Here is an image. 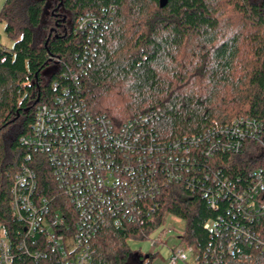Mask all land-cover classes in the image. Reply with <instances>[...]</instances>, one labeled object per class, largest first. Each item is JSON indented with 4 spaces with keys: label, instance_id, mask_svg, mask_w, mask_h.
I'll return each mask as SVG.
<instances>
[{
    "label": "trees",
    "instance_id": "1",
    "mask_svg": "<svg viewBox=\"0 0 264 264\" xmlns=\"http://www.w3.org/2000/svg\"><path fill=\"white\" fill-rule=\"evenodd\" d=\"M1 1L0 20L14 43L5 49L0 43V232L12 241L13 264H56L50 255L37 262L24 252L20 241L33 252V237L25 238L11 208L23 164L36 170L41 193L56 194L46 157L21 141L31 133L39 103L67 89L117 124L160 110L155 127L166 139L239 117L264 123V0H167L163 7L161 0H61L66 18L56 8L54 24L44 21L48 0ZM231 12L236 24L226 15ZM86 14L97 17L92 34L76 30ZM245 44L247 58L241 57ZM218 159L222 170L245 182L250 170L264 166V154L222 153ZM229 199L212 209L200 194L167 189L158 207L136 222L115 227L110 221L99 229L91 264H154V253H135L129 240L148 239L167 212L185 221L182 244L196 246L199 264H264V249L241 237L234 238L235 255L226 252L241 226L264 239V219L247 220L229 208ZM210 220L218 233L205 227Z\"/></svg>",
    "mask_w": 264,
    "mask_h": 264
},
{
    "label": "built area",
    "instance_id": "2",
    "mask_svg": "<svg viewBox=\"0 0 264 264\" xmlns=\"http://www.w3.org/2000/svg\"><path fill=\"white\" fill-rule=\"evenodd\" d=\"M97 26L94 14L76 21L78 32L92 34ZM160 116V110H152L117 124L67 89L36 106L31 133L21 141L46 157L56 194L41 193L36 170L26 164L15 174L11 208L25 226V238L33 237V252L20 241L25 253L37 262L50 255L56 264H91V241L99 229L110 221L115 227L136 222L143 212L157 208V199L171 188L181 196L202 195L212 209L229 197V208L247 220L264 219V166L250 170L245 182L218 164V155L247 153L252 144L260 148L258 155L264 154L261 120L239 117L198 134L166 139L155 127ZM170 217L184 226L174 228L167 222ZM205 227L218 233L211 220ZM185 229L184 220L167 212L153 231L157 234H149L157 247L172 230L178 233L167 264H199L196 246L182 244ZM236 237L264 249L262 236L241 226L227 241L229 255H235ZM13 261L12 241L2 230L0 264Z\"/></svg>",
    "mask_w": 264,
    "mask_h": 264
},
{
    "label": "rangeland",
    "instance_id": "3",
    "mask_svg": "<svg viewBox=\"0 0 264 264\" xmlns=\"http://www.w3.org/2000/svg\"><path fill=\"white\" fill-rule=\"evenodd\" d=\"M1 5H2V1L0 2V10H1ZM62 2L61 0H48L47 2V6H46V11H45V16H44V21L47 24H54V21L56 20V16L55 13L57 10V13L59 15H61L62 19L66 18V13L63 12V9L61 8ZM57 8V10L55 11V9ZM227 17L229 18V20L232 21L233 24H236L238 22V18L236 16V14L234 13H227L226 14ZM61 23V22H60ZM0 43L4 46L10 47L13 45L14 41L12 40V38L9 36V34L6 32V24L4 22H2L0 20ZM243 56V58H247L250 56L249 53V45L245 44V46H243V53L241 55V57ZM57 69V65H53L51 67H49L45 72V77L46 80H48L52 73ZM252 148L251 150H249L246 154L247 156H249L250 158L255 155H258L260 148L258 149V146L256 144H252ZM169 224L175 227H183L184 226V222L181 220H171V218H169ZM157 234V232H153L151 234V236L149 238H153L155 235ZM178 237V233L175 232V230H172L171 233H168L164 239V244H161L157 247H153V245L151 244V240L150 239H144V240H129V244L131 246V248L133 249V251H135V253H142L143 255L146 254H150V253H154V257H153V263L154 264H167L168 261V257L170 254V249L169 246H171L170 244H172L173 242L176 241ZM190 261H193V256L190 257L189 259ZM179 264H183V263H179Z\"/></svg>",
    "mask_w": 264,
    "mask_h": 264
},
{
    "label": "water",
    "instance_id": "4",
    "mask_svg": "<svg viewBox=\"0 0 264 264\" xmlns=\"http://www.w3.org/2000/svg\"><path fill=\"white\" fill-rule=\"evenodd\" d=\"M166 1L167 0H161V6L162 7L166 4ZM145 257L148 258L149 257V254H146Z\"/></svg>",
    "mask_w": 264,
    "mask_h": 264
},
{
    "label": "crops",
    "instance_id": "5",
    "mask_svg": "<svg viewBox=\"0 0 264 264\" xmlns=\"http://www.w3.org/2000/svg\"><path fill=\"white\" fill-rule=\"evenodd\" d=\"M171 218V220H174L175 221V219L173 218V217H170ZM167 222H168V224H169V219L167 220ZM172 226V225H171ZM174 228H175V226H173ZM178 228V227H177Z\"/></svg>",
    "mask_w": 264,
    "mask_h": 264
}]
</instances>
